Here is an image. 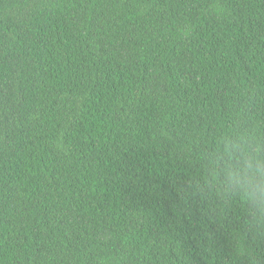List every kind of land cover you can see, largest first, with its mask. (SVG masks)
Here are the masks:
<instances>
[{
  "label": "trees",
  "instance_id": "trees-1",
  "mask_svg": "<svg viewBox=\"0 0 264 264\" xmlns=\"http://www.w3.org/2000/svg\"><path fill=\"white\" fill-rule=\"evenodd\" d=\"M237 125L264 132V0H0V264H264L200 191Z\"/></svg>",
  "mask_w": 264,
  "mask_h": 264
},
{
  "label": "clouds",
  "instance_id": "clouds-1",
  "mask_svg": "<svg viewBox=\"0 0 264 264\" xmlns=\"http://www.w3.org/2000/svg\"><path fill=\"white\" fill-rule=\"evenodd\" d=\"M203 176L200 191L231 201L243 210L247 231L264 240V132L237 125L224 132L202 154ZM237 258H255L239 237H233Z\"/></svg>",
  "mask_w": 264,
  "mask_h": 264
}]
</instances>
